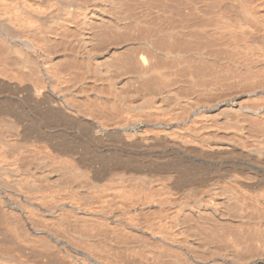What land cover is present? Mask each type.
<instances>
[{"label":"bare ground","instance_id":"1","mask_svg":"<svg viewBox=\"0 0 264 264\" xmlns=\"http://www.w3.org/2000/svg\"><path fill=\"white\" fill-rule=\"evenodd\" d=\"M127 2L0 0V264H116L118 231L186 245L183 213L227 222L233 191L264 214V69L201 98L122 38ZM225 3L264 59V0Z\"/></svg>","mask_w":264,"mask_h":264},{"label":"rangeland","instance_id":"2","mask_svg":"<svg viewBox=\"0 0 264 264\" xmlns=\"http://www.w3.org/2000/svg\"><path fill=\"white\" fill-rule=\"evenodd\" d=\"M127 1L126 10L123 11L124 13L127 11L125 16L129 20L126 22L134 21H131L132 30H126L122 38L126 37V41L131 39L136 41L135 52L150 55L153 58V65L156 63V71L166 75L172 82L193 83L199 86V91L196 90L198 94L204 90L200 94L201 98L222 94L220 91L225 92L227 88L224 86L231 84V80L232 83L243 81L242 78H239L241 76L239 72L264 69V59L260 57L258 51L262 43L260 41L248 42L251 46L249 47L247 40L243 39L244 41H242L241 38L244 37L234 29L235 22L230 20L229 14L222 12L223 9H221L225 2V4L230 2L237 7L240 5H236V3L239 4L243 0H224L225 2L223 0ZM133 23L134 27H138V29L132 27ZM131 32L132 34L129 35ZM133 33L136 34V37ZM125 40L124 42H126ZM147 42L148 46L144 45L143 48L142 43ZM168 59L171 63L168 62ZM172 60H175L177 64H174ZM139 115L143 123L152 122L150 118L141 116V113ZM94 119H97L99 123ZM113 119V117L110 119V116L108 117V114L105 115V113L93 114L87 118V122L94 125L99 124L103 129H111ZM116 122L118 121L116 120ZM120 124L123 125L124 130L121 133L128 136L142 135L146 129L143 125H136L131 130L126 122ZM25 156L19 159V165H24L22 158L25 157L24 161L26 158L29 160V156ZM29 158V161H32V157ZM27 160L25 164L30 163ZM233 192L230 196L232 200L226 208L229 218L227 222L209 216H191V214L183 213V216L179 218L180 229L177 233L178 236L187 240L188 244L186 245H177L171 241L164 245L157 239L150 240L142 235L134 236L137 237L134 238L135 241L130 240L129 243L123 232H113V235L116 234L113 236L112 233L106 231V233L102 232L100 237L103 236L104 239H107V235L110 233L112 236L109 235V238L113 237V241L116 237L114 243L118 244L114 245V243L104 240L102 248L107 253L109 252L110 258H115L113 262L116 263L119 258V262L116 264H264V214L246 209L241 203L238 193L236 192L235 196ZM166 236L170 240L174 234L167 233ZM118 237L120 238L117 241ZM137 239L141 245L136 242ZM3 248L2 250H5ZM131 254L135 258H132ZM143 254L147 257H143ZM147 258L149 259L147 260Z\"/></svg>","mask_w":264,"mask_h":264}]
</instances>
